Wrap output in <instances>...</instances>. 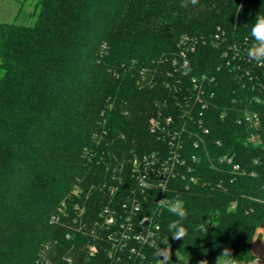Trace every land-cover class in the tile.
I'll return each instance as SVG.
<instances>
[{
	"label": "trees",
	"instance_id": "obj_1",
	"mask_svg": "<svg viewBox=\"0 0 264 264\" xmlns=\"http://www.w3.org/2000/svg\"><path fill=\"white\" fill-rule=\"evenodd\" d=\"M180 5L36 0L33 24L0 23V264L109 262L103 238L88 250L100 213L132 197L160 224L138 264H156L167 236L172 253L208 264L225 247L238 263L257 257L264 66L246 50L264 0ZM144 155L173 165L165 195L188 209L181 240L167 231L177 217L154 214L161 191L137 182Z\"/></svg>",
	"mask_w": 264,
	"mask_h": 264
},
{
	"label": "built area",
	"instance_id": "obj_2",
	"mask_svg": "<svg viewBox=\"0 0 264 264\" xmlns=\"http://www.w3.org/2000/svg\"><path fill=\"white\" fill-rule=\"evenodd\" d=\"M241 119L250 125H256L259 123L260 115L257 112L247 111ZM132 165L142 189L149 187L161 191L156 202L166 198L172 199L165 195V192L173 165L169 166L159 157L149 155H144L142 158L135 157ZM100 217L102 222L98 226L102 230L95 232V241L89 245L88 250L91 256L95 255L99 251V246H103L96 240L103 238L109 243L108 247L104 246L109 259L105 264H138L137 257L142 254L141 249L154 242L156 233L160 229L159 222L143 209L136 197L124 201L121 208L106 204ZM55 220L57 217L53 216L52 221Z\"/></svg>",
	"mask_w": 264,
	"mask_h": 264
},
{
	"label": "clouds",
	"instance_id": "obj_3",
	"mask_svg": "<svg viewBox=\"0 0 264 264\" xmlns=\"http://www.w3.org/2000/svg\"><path fill=\"white\" fill-rule=\"evenodd\" d=\"M199 0H181V7L188 8L189 6H196ZM250 35L254 41L246 50L247 57L254 61L259 66H264V14L259 13L250 30ZM161 210H167L170 214L177 217V219L170 221L167 224V231L171 233V237L175 240H181L188 236V229L184 226L183 221L188 218L189 212L185 207V202L177 196L175 199H162L156 203V213L159 214ZM196 230L206 234L207 226L205 224L196 225ZM160 245H164L161 247ZM160 245L153 253V258L156 264H171L172 249L169 244V236L164 237L160 241ZM264 258L257 256L250 264H262ZM199 264H208L206 259H203ZM216 264H238L237 258H233L232 250L225 247L223 252L217 257Z\"/></svg>",
	"mask_w": 264,
	"mask_h": 264
},
{
	"label": "rangeland",
	"instance_id": "obj_4",
	"mask_svg": "<svg viewBox=\"0 0 264 264\" xmlns=\"http://www.w3.org/2000/svg\"><path fill=\"white\" fill-rule=\"evenodd\" d=\"M36 0H0V23L17 22L30 25L36 20ZM1 62V58H0ZM3 69L0 66V76ZM171 264H199V260L177 255ZM216 264V262L214 263Z\"/></svg>",
	"mask_w": 264,
	"mask_h": 264
},
{
	"label": "crops",
	"instance_id": "obj_5",
	"mask_svg": "<svg viewBox=\"0 0 264 264\" xmlns=\"http://www.w3.org/2000/svg\"><path fill=\"white\" fill-rule=\"evenodd\" d=\"M252 251L255 255L264 258V227L256 231L252 241ZM238 264H242V262ZM262 264H264V260H262Z\"/></svg>",
	"mask_w": 264,
	"mask_h": 264
},
{
	"label": "water",
	"instance_id": "obj_6",
	"mask_svg": "<svg viewBox=\"0 0 264 264\" xmlns=\"http://www.w3.org/2000/svg\"><path fill=\"white\" fill-rule=\"evenodd\" d=\"M177 259H178L177 255L175 253H172V259L171 260L172 261H177Z\"/></svg>",
	"mask_w": 264,
	"mask_h": 264
}]
</instances>
